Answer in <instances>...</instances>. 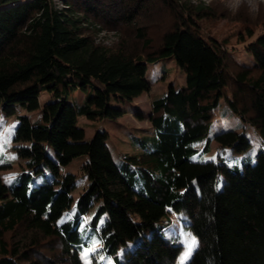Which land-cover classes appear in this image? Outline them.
Segmentation results:
<instances>
[{
	"label": "trees",
	"instance_id": "trees-1",
	"mask_svg": "<svg viewBox=\"0 0 264 264\" xmlns=\"http://www.w3.org/2000/svg\"><path fill=\"white\" fill-rule=\"evenodd\" d=\"M62 1L64 7L0 0V111H35L42 92L54 96L44 123L22 117L16 128L15 150L26 163L12 186L1 174L11 166L0 164V264H81L94 239L113 264H177L183 246L164 232L173 212L189 220L199 242L186 264H264V146L255 163L245 159L233 168L193 159L210 153L214 141L237 152L251 146L245 132L224 131L198 148L221 99L264 131V32L249 34L254 64L246 66L228 44L202 32L198 22L213 15L203 6L160 0L174 22L153 46L137 22L144 3ZM99 26L121 32L120 43L98 44ZM161 58L185 70L186 85H170L152 101L155 136L136 139L141 152L125 155L120 168L108 134L99 130L87 140L79 118L123 117L118 105L150 91L148 65ZM61 87L80 90L84 102H69ZM84 155L89 184L73 208L77 178L65 170Z\"/></svg>",
	"mask_w": 264,
	"mask_h": 264
},
{
	"label": "rangeland",
	"instance_id": "rangeland-1",
	"mask_svg": "<svg viewBox=\"0 0 264 264\" xmlns=\"http://www.w3.org/2000/svg\"><path fill=\"white\" fill-rule=\"evenodd\" d=\"M181 1L188 2L189 5L194 7L203 6L207 8L205 12L213 15L198 22L202 32L228 44L227 48L237 63L246 66L254 64V59L246 48V42L250 39V33L257 35L264 32V0ZM135 3L138 5L144 3L146 14L138 17L137 20L139 21L137 22L147 27L149 36L154 40L153 46H158L159 37L173 25L174 21L171 18V13L167 12L165 3L160 2V0H136ZM0 8H2L1 5ZM99 28L101 29H97L96 32L98 44L111 48L120 43L121 32L102 28L101 26ZM139 50L142 51L143 47H140ZM147 79L151 83L150 91L142 93L132 102L118 105L126 111L123 117L117 120L103 119L96 121L79 118V126L85 129L87 140H90L94 133L99 130L108 134L107 145L114 161L120 168L125 163V155L132 156L141 152L139 146H135L137 145L136 139L155 136V130L151 122L152 101L161 98L170 85H173L176 89L183 88L186 85L187 73L177 65L174 59L161 58L148 65ZM61 89L69 102L76 104L84 102L85 94L80 90L72 89L68 94L64 87H61ZM53 100L52 93L42 92L39 98L40 107L35 111H29L23 106H17L11 116H6L0 111V164L11 166L10 169L1 173L6 185L12 186L15 183L16 175L25 168L26 162L18 157L15 150L17 144L14 143L15 131L21 118L26 117L32 123H44V106ZM138 115H142L143 119H139ZM224 131L245 132L251 141V146L246 152H237L230 148H220V145L214 141L211 145V152L208 154L198 153L194 156V161H222L231 168L241 166L245 159H251L255 163L262 146H264V131L255 128L249 122L243 121L240 116L230 110L226 101L221 99L207 136L198 145V148L203 147L206 139L214 138L215 135ZM88 160L89 158L86 155L77 157L65 170V172L71 173L77 178V186L72 194L74 199L73 208L89 184L88 178L82 169ZM98 206L99 203L91 210L89 216L83 219V225H86L89 217L92 218L95 215ZM170 220L171 224L164 232L171 241L183 246L177 264H186L198 248L199 242L188 228L189 220L174 212L170 214ZM88 235L89 232H87ZM190 247L191 251H189ZM100 248V240L94 239L91 247L83 250L80 257L81 264H113L110 258L98 253Z\"/></svg>",
	"mask_w": 264,
	"mask_h": 264
},
{
	"label": "built area",
	"instance_id": "built-area-1",
	"mask_svg": "<svg viewBox=\"0 0 264 264\" xmlns=\"http://www.w3.org/2000/svg\"><path fill=\"white\" fill-rule=\"evenodd\" d=\"M53 1L59 4L61 7H64L62 0H53Z\"/></svg>",
	"mask_w": 264,
	"mask_h": 264
},
{
	"label": "snow or ice",
	"instance_id": "snow-or-ice-1",
	"mask_svg": "<svg viewBox=\"0 0 264 264\" xmlns=\"http://www.w3.org/2000/svg\"><path fill=\"white\" fill-rule=\"evenodd\" d=\"M193 243H195V241H193ZM189 251H191V247H190Z\"/></svg>",
	"mask_w": 264,
	"mask_h": 264
}]
</instances>
